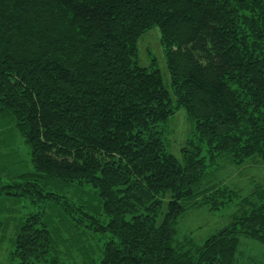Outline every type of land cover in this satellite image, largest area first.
I'll return each instance as SVG.
<instances>
[{
  "label": "trees",
  "instance_id": "1",
  "mask_svg": "<svg viewBox=\"0 0 264 264\" xmlns=\"http://www.w3.org/2000/svg\"><path fill=\"white\" fill-rule=\"evenodd\" d=\"M263 6L0 0V129L14 125L30 153L32 171L22 180L81 182L98 193L108 222L92 221L94 232L109 237L101 264H235L241 238L264 246L258 187L255 202L243 200L248 208L195 254L176 247V219L198 198L206 167L197 153L183 151L178 161L156 151L151 128L171 115L159 112L172 101L160 76L136 59L138 38L158 27L171 82L180 86L176 104L196 121L210 151L231 153L236 163L264 159V68L248 54L256 45L235 31V10L254 16L264 14ZM36 225L31 217L19 228L14 248L21 264L44 248Z\"/></svg>",
  "mask_w": 264,
  "mask_h": 264
},
{
  "label": "rangeland",
  "instance_id": "2",
  "mask_svg": "<svg viewBox=\"0 0 264 264\" xmlns=\"http://www.w3.org/2000/svg\"><path fill=\"white\" fill-rule=\"evenodd\" d=\"M235 19V31H239L242 40L256 45L257 50L248 51V54L258 58L264 68V14L252 16L251 12L235 10ZM136 45L138 66H150L145 72L153 77L155 73L160 76L172 101L171 106L159 112L164 115L171 109V115L151 128L152 139L158 144L156 151L160 156L171 155L178 161L183 151L197 153L206 167L196 193L198 198L175 222L174 244L195 254L248 208L242 205L243 200L255 202L253 193L258 187L264 188V159L253 156L236 163L231 153H212L198 134L196 121L189 117L184 107L176 104L179 98L175 91H180V86L171 82L165 59L168 50L158 27L141 35ZM180 99H185L183 94ZM6 120V117L2 119ZM28 171H32L30 153L21 135L14 125L4 131L0 129V264H21L14 242L21 224L31 217L37 218L35 228L43 231L44 248L38 258L27 264H101L109 237L94 232V220L100 224L108 222L98 193L81 182L58 184L46 180L29 184L22 180V175ZM226 191L232 194L227 195ZM169 198V194L163 198V215ZM235 264H264V246L241 238Z\"/></svg>",
  "mask_w": 264,
  "mask_h": 264
}]
</instances>
